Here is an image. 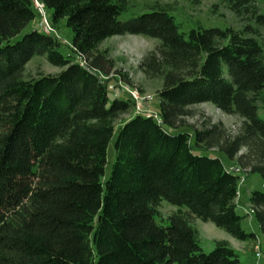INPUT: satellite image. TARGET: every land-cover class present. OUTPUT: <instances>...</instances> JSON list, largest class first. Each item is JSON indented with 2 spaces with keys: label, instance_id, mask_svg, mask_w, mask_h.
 I'll use <instances>...</instances> for the list:
<instances>
[{
  "label": "trees",
  "instance_id": "trees-1",
  "mask_svg": "<svg viewBox=\"0 0 264 264\" xmlns=\"http://www.w3.org/2000/svg\"><path fill=\"white\" fill-rule=\"evenodd\" d=\"M40 1L53 23L67 22L73 54L43 31L22 34L37 18L32 0H0V264H244L225 240L205 253L190 217L237 241H258L237 212L242 176L221 157L264 180L257 0H229L248 21L242 30L186 32L166 7L124 21L128 0ZM129 34L159 42L140 67L163 79L160 120L135 114L116 131L134 106L110 101L101 74L115 65L100 46ZM34 56L62 71L26 80ZM203 103L239 116L240 133L229 135L221 123L185 129L189 107ZM213 149L220 155H208ZM164 200L179 212L159 223ZM249 202L264 235V193L253 191Z\"/></svg>",
  "mask_w": 264,
  "mask_h": 264
},
{
  "label": "rangeland",
  "instance_id": "rangeland-1",
  "mask_svg": "<svg viewBox=\"0 0 264 264\" xmlns=\"http://www.w3.org/2000/svg\"><path fill=\"white\" fill-rule=\"evenodd\" d=\"M128 11L121 16V20L128 21L133 16L142 14L144 11H148L151 8L157 6L166 7L172 10V13L178 22L182 24L183 30L186 32L191 28L205 27H221L228 28L233 27L237 30H242L248 21L238 18L230 9L229 0H128ZM257 5L262 13H264V0H257ZM50 21L52 12H48ZM53 23V22H52ZM55 29L54 37L58 38L61 44V51L67 56L73 54L72 51V31L69 29L65 20L54 22L52 25ZM31 30H43L39 26V18H36L22 34H26ZM260 35L258 36L261 43L264 45V27L259 28ZM158 43L156 40L151 39L145 35H125L115 36L112 39L105 41L101 46V50L109 51V57L115 65V69L111 75L101 77L108 82V93L110 101L115 99H130V92L137 93L138 99H133L134 109L128 114L121 115L118 119L115 127L116 131L127 120L132 118L136 114L137 108L142 106L145 111H150L158 116L160 105L158 94L163 87V79L155 76H151L146 73L145 69L140 67L141 62L144 60L150 52L157 49ZM79 62V58H76ZM26 70L24 78L30 80L38 78L40 75H57L62 71V68L52 66L45 56H34L29 63L25 66ZM128 79L130 83H127L124 79ZM132 100V98L130 99ZM189 116L183 119V125L185 129L196 128L203 129L205 126L221 123L224 126L225 131L231 136L238 135L243 125V120L236 115H228L217 109L211 103H203L199 105H193L189 107ZM258 115L264 119V91L262 92L259 102ZM184 129V127H181ZM108 154L109 163L107 164V176L111 173L113 163L115 161L116 151L113 148V142L110 144ZM246 153V149H243L240 154ZM210 156L220 155L216 149L211 150L208 153ZM229 168L237 169L238 174L242 176V180L239 184L240 196L238 198L237 212L239 215L245 217L243 222V228L245 231L254 232L257 235V242H247L248 250L247 254L239 252L240 259L244 264H264V235L259 229L254 216L251 214V204L249 202L250 195L253 191H260L264 193V180L258 173H247L238 166L236 161L231 162L221 155ZM184 212L186 209H182ZM179 212V208L171 205L167 201H163L158 208V215L156 220L159 223L165 222L170 216ZM250 214V215H249ZM190 221L193 227L199 233L200 246L205 253L213 251L216 247L215 244L224 239H230L231 235L225 230H221L213 225L214 229L210 231L208 224L196 217H190ZM213 224V223H212ZM219 240V241H216ZM226 241V240H225ZM260 247L262 250V256L259 259L255 257V249ZM245 249V248H244Z\"/></svg>",
  "mask_w": 264,
  "mask_h": 264
},
{
  "label": "built area",
  "instance_id": "built-area-1",
  "mask_svg": "<svg viewBox=\"0 0 264 264\" xmlns=\"http://www.w3.org/2000/svg\"><path fill=\"white\" fill-rule=\"evenodd\" d=\"M33 1V4H34V8L36 9L37 11V18H39V26L40 28L43 30L44 33L48 34V35H51L53 36V34H55V29L54 27L52 26L53 23L50 21L49 19V14H48V9H46L44 3L40 0H32ZM130 99L132 98V101L134 102V98L135 99H138V95L137 93H134V92H130ZM138 108H137V111H136V114H142V115H149V116H154L156 119H159L158 116H156V114L150 112V111H145V109L142 108V106H139L137 105ZM160 120V119H159ZM237 169H240V168H237ZM237 169L235 168H229L228 170L231 172V173H237L240 171H237ZM252 212V211H251ZM255 258L256 259H259L261 258L262 256V250L260 249V247H256L255 249Z\"/></svg>",
  "mask_w": 264,
  "mask_h": 264
},
{
  "label": "crops",
  "instance_id": "crops-1",
  "mask_svg": "<svg viewBox=\"0 0 264 264\" xmlns=\"http://www.w3.org/2000/svg\"><path fill=\"white\" fill-rule=\"evenodd\" d=\"M208 225V229L210 230V231H212L214 228V224H212V222H208L207 223ZM224 240H226L229 244H230V246H232V248L237 252V253H239V252H241V253H243V254H247L248 253V250L246 249V246L248 247V243L247 242H242V241H237V240H235L234 238H230V239H224ZM216 241H219V240H216ZM245 248V249H244Z\"/></svg>",
  "mask_w": 264,
  "mask_h": 264
}]
</instances>
